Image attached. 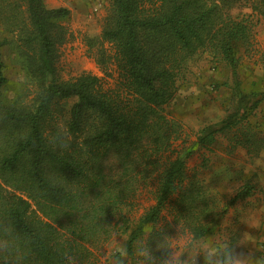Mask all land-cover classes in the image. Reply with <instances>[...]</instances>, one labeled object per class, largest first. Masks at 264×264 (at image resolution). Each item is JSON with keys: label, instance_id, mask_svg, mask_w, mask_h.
Instances as JSON below:
<instances>
[{"label": "trees", "instance_id": "trees-1", "mask_svg": "<svg viewBox=\"0 0 264 264\" xmlns=\"http://www.w3.org/2000/svg\"><path fill=\"white\" fill-rule=\"evenodd\" d=\"M235 6L252 12L232 15ZM253 13L264 17V0H111L100 32L88 39L100 47L96 62L117 71L105 86L89 72L60 80L67 8L0 0V220L12 244L0 264H92L119 231L131 256L145 224L155 225L164 212L190 235L213 231L251 186L227 200L189 172L186 160L195 148L209 150L217 135L251 156L264 149V90L244 89L237 71ZM3 50L27 82L9 99ZM205 50L229 67L231 83L214 87H228L233 103L188 146L165 107L186 81L190 59ZM71 96L77 101L66 109ZM143 189L153 203L132 220ZM161 236L162 229H152L151 249Z\"/></svg>", "mask_w": 264, "mask_h": 264}, {"label": "rangeland", "instance_id": "rangeland-1", "mask_svg": "<svg viewBox=\"0 0 264 264\" xmlns=\"http://www.w3.org/2000/svg\"><path fill=\"white\" fill-rule=\"evenodd\" d=\"M110 2L111 0H44V4L48 8L65 7L68 9V14L62 22L67 29L66 40L58 47L56 62L60 80L66 81L82 73L89 72L100 76L105 86H112L115 83L117 78L115 66L110 62L98 64L96 57L99 55L100 47L98 45H88V39L100 32L102 20L108 11ZM251 12V9L241 6H235L231 11L232 15H247ZM252 15L256 19V24L250 44L241 45L238 48L237 71L244 89L264 90V17L256 13ZM1 38L2 35L0 34V40ZM244 47H247V49ZM103 48L108 54L107 44H104ZM5 51L3 50V59L7 82L3 88V95L9 99L19 93L27 82L23 69L15 62L13 55L9 51ZM189 68L190 72H188L186 81L179 86L174 98L165 107V112L180 121L182 139L185 140L188 146H191L197 131L202 126L213 124L224 117L227 108L233 102L231 90L228 87L223 86L220 89L221 91L218 87H214V85L223 81L231 83L230 69L223 61L212 56L206 50L200 51L190 59ZM257 81L260 86L255 89L253 85ZM76 101L77 97L71 96L64 99L63 103L65 108L69 109ZM216 101H221V104H216ZM261 106L264 111V100ZM218 146L219 143L204 151L195 148L186 160V167L189 172L196 171L207 188L218 191L228 200L234 194L236 187L230 185V183H220V181L214 180L215 177L211 179V173L216 166H220L222 161L224 165L228 166V162L219 159L215 153ZM235 163L238 166V163L242 162H232V165H236ZM205 169L206 171H204ZM250 180H247V182L251 183L252 180ZM136 201V205L131 212L132 220H136L153 203L148 192L144 189L137 194ZM167 217L164 212V215L158 220L156 227L162 229V236L155 239L152 244L154 255L161 258L163 255L162 250H157L156 247L166 246L169 243L166 239L167 236L176 240L189 237L186 235L188 233L186 230L166 222ZM212 233L213 231L210 232V234ZM147 238V236L140 237L134 243L133 254L127 256L125 264H138L136 250L140 244L147 242ZM126 239L127 235L125 233L120 231L116 233L97 253L96 260L92 264H111L113 245L116 242L125 244ZM101 253L103 256H101ZM116 259L119 260L120 257H116ZM200 264H202V259Z\"/></svg>", "mask_w": 264, "mask_h": 264}, {"label": "crops", "instance_id": "crops-1", "mask_svg": "<svg viewBox=\"0 0 264 264\" xmlns=\"http://www.w3.org/2000/svg\"><path fill=\"white\" fill-rule=\"evenodd\" d=\"M259 86L258 81L253 85L255 89H258ZM219 87V90L223 88L222 85ZM215 103L221 104V101ZM218 143L219 146L218 149H215V153L219 159L226 160L228 166L224 165L222 161L220 166H216L211 173V179L215 177L214 180L220 181V183H230V185L235 186L234 194L244 183H248L251 187L246 197L236 199L228 207L213 233L206 234L201 239L208 238L211 241L227 239L233 245H237V251L252 252L256 256H264V149L257 155L251 156L241 146L230 148L221 135L216 136L211 148ZM198 150L204 151L206 149ZM236 161L242 163H238V166L236 163V165H232V162ZM249 179L252 180L251 183L247 182ZM166 220L169 224H173L169 216ZM156 224H145L143 237L148 236L153 228L157 229ZM186 235L191 236L188 233Z\"/></svg>", "mask_w": 264, "mask_h": 264}, {"label": "clouds", "instance_id": "clouds-1", "mask_svg": "<svg viewBox=\"0 0 264 264\" xmlns=\"http://www.w3.org/2000/svg\"><path fill=\"white\" fill-rule=\"evenodd\" d=\"M8 227L0 220V253H10L12 244L10 232H4ZM166 246H158L162 250V258L154 255L150 244L146 241L140 244L136 250L138 264H264V256H256L252 252L237 251L236 246L229 240L211 241L208 238L201 239L195 234L176 240L170 236ZM128 249L126 244L116 242L111 253V264H125ZM101 256L103 254L101 253ZM116 257H120L119 260ZM70 264L76 262L70 259Z\"/></svg>", "mask_w": 264, "mask_h": 264}]
</instances>
